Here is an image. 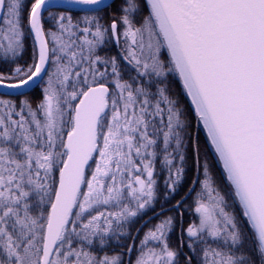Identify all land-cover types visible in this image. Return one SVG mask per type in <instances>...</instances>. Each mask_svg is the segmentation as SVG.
Instances as JSON below:
<instances>
[{
  "label": "snow or ice",
  "instance_id": "1",
  "mask_svg": "<svg viewBox=\"0 0 264 264\" xmlns=\"http://www.w3.org/2000/svg\"><path fill=\"white\" fill-rule=\"evenodd\" d=\"M0 264H264V0H0Z\"/></svg>",
  "mask_w": 264,
  "mask_h": 264
}]
</instances>
